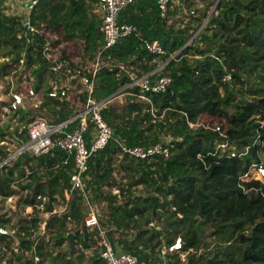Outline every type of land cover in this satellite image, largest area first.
<instances>
[{
	"label": "trees",
	"instance_id": "1",
	"mask_svg": "<svg viewBox=\"0 0 264 264\" xmlns=\"http://www.w3.org/2000/svg\"><path fill=\"white\" fill-rule=\"evenodd\" d=\"M204 1L201 14L192 15L183 27L170 22L182 0H169L166 16H162L156 0H135L120 11L119 23L137 25L142 35L134 32L123 36L100 54L93 96L98 100L110 98L102 114L114 133L90 160L85 180L90 204L82 191L75 190L64 212L47 219L37 209L30 217L15 210L16 238L23 249L30 250V264H108L98 249L88 262L80 251L99 241L96 236L100 229L90 228L85 222L95 196L103 202V213L97 215L100 226L115 248L132 252L149 264L159 261L164 248L179 233L187 258L182 260V251L167 252L169 260L165 264H264V196L255 198L242 188L264 191V183L241 178L253 162H263L264 142L256 139L262 133L264 140L260 127L264 121V0ZM5 3L0 0V57L9 60L0 62V80L13 74L16 87L23 86V81L32 82L41 96L37 107L45 110L52 122L66 120L84 108L87 93L79 92L82 84L74 77L71 85L75 81L78 85L71 97L49 95L57 73L51 68L45 46L52 35L82 42V62L71 60L66 48L61 58L68 60L71 74L81 69V74L91 75L89 64L97 60L105 42L100 31L101 11H94L99 0H39L30 15L34 30L27 26L26 15L9 14ZM206 17L207 22L202 24ZM152 40H158L166 53L150 52L146 42ZM159 60L166 61L163 71L155 70ZM152 71L151 79L172 75L171 85L159 92L142 90L136 84L128 87L133 73L140 76ZM26 72L34 79L25 77ZM235 83L241 84L248 99L239 100V93L232 89ZM121 94L125 95L123 101L117 100ZM31 113L26 106L12 110V115L18 114L25 123L18 133L21 141L27 139V125L34 119ZM205 113L226 118L232 142L240 148L249 147L247 158L221 159L212 153L219 133L191 125ZM78 125L76 120L68 128ZM8 128L9 123L0 126V138ZM15 130L17 133L19 127ZM169 137L173 140L168 158L160 154L135 158L122 155L120 149V143L149 146L166 143ZM8 154L6 145L0 144V162ZM66 157L67 152L56 146L42 155L24 153L4 166L0 173L4 184L0 188L4 194L0 196V209L7 205V196L19 192L12 183L26 177L22 188L33 189L24 196V205L39 202L37 194L48 197L45 211L57 208L60 199L67 202L65 191L71 187L74 160L63 164ZM116 170L126 171L125 182L117 179ZM139 185L143 187L137 189ZM44 220L46 230L54 231V243L40 234ZM11 222L12 217L3 211L0 226ZM69 222L75 223L74 229L68 227ZM171 231L177 235L167 241L166 234ZM211 235H215L213 241L203 242V236ZM13 242L14 238L0 234L2 247ZM66 242L70 256L60 250ZM213 242V255L206 256L204 251L196 257L193 253L202 246L209 248Z\"/></svg>",
	"mask_w": 264,
	"mask_h": 264
},
{
	"label": "built area",
	"instance_id": "2",
	"mask_svg": "<svg viewBox=\"0 0 264 264\" xmlns=\"http://www.w3.org/2000/svg\"><path fill=\"white\" fill-rule=\"evenodd\" d=\"M17 1L22 3L23 8H19L23 9V11L26 13L27 26L31 30H34V27H32L30 23V15L32 10L38 4L39 0ZM134 1L135 0H99L98 9L102 14L100 31L104 35L105 42L103 47L100 49L97 60L93 63L92 68L90 69L91 75L81 74V69H78L77 73L71 74L72 69L69 66L68 60L66 61L61 58V46L63 45V41L59 42L58 36L52 35L51 40L47 41L46 43L45 54L50 59L51 68L57 73V77L52 79V87L49 90V95L57 98L71 97V89L76 88V86L71 85V80L74 77H77V80L82 84L79 92L83 90V92L87 93L85 106L82 110L78 111L66 120L58 123L52 122L44 117H36L27 125L28 131L26 140L21 141L20 135H17V141H19V145L14 151L11 152L8 148V145L5 144L9 150V154L0 164V171L4 166L10 164L14 159L24 153H30L31 155H42L51 152L56 146L67 152V157L63 161V164H67L70 159L73 158L74 168L71 174V187L69 190L65 191L67 202L64 203L60 211H58L56 208L53 211H45L48 197L41 194L36 195L39 202H37L35 205H24L25 207L29 206L41 211V214L46 219L52 214L64 212L68 206V201L75 190L82 191L87 203L90 204L85 188V180L88 178L87 171L89 169L90 160L98 150L103 149L108 144L114 133L112 127L107 123L102 114V110L105 106H107L110 98L107 97L105 99L98 100L93 96L95 88V76L100 65V54L104 49L113 46L119 41L121 37L127 36L131 33L135 32L138 35H142V31L137 25L133 23L120 24L118 20L120 11ZM156 1L159 4L162 16H166L169 9V0ZM56 40L57 43L55 42ZM146 46L152 53H166V50L158 40L147 41ZM70 59L74 61L72 57H70ZM23 61L24 59H21L22 63ZM155 70H157V68ZM152 74H154V71L140 76L135 73L132 74V82L128 84V87L136 84L141 86L142 90H152L159 92L166 90L173 81V77L170 74H161L155 79H151ZM30 78L31 80L34 79L32 76H30ZM226 78H229V76H226ZM11 82H13V87H11V89L8 88L10 90V99L2 103L7 112H12V110H16L19 107H25L28 100L38 97L39 93L33 87L32 82L27 84L26 81H23V86L16 87L13 74L10 75V83ZM143 97L146 96L143 95ZM76 120H79V125L73 129L68 128V126L74 124ZM200 120L201 119L199 118L196 123H191V125H202L219 133L220 137L216 141L215 149L212 152L214 155L221 157V159L225 158L226 156L239 157L241 159L247 158L250 152L249 147H237V145L229 138L226 131V125L221 123L206 124L205 122L202 123ZM260 127L264 129V121H261ZM22 130H20V133ZM88 133L89 137L87 136ZM172 140L173 138L169 137L166 143L159 141L149 146H128L125 143H120V149L122 155L128 154L135 158H147L157 154L164 155L166 158H168L171 155L170 145L172 144ZM256 141L258 143L264 142L262 133L258 134ZM2 144H4V142ZM253 174H255L254 177L252 176ZM241 178L243 180H264V161L260 163L253 162L249 170L244 175H242ZM17 182L18 180H15L12 183L14 190H17ZM242 188L247 193H251V190L254 189L259 195L264 196V191L262 188H246L244 185H242ZM27 193L28 190L25 191V195ZM0 196H4V194L1 192ZM15 197L16 194L7 196V202H13ZM85 222L90 228L98 227L100 229V232L96 237L99 240L98 243L101 248V256L108 264H149L146 260L138 258V256L132 252L115 248L111 240L107 237L105 230L101 228L98 216L92 205L90 213L85 218ZM40 226L41 231L45 232L46 220H44ZM17 233L18 227L14 224L0 226V234L14 238V241L17 239ZM37 241L38 239L33 243V247H36ZM182 249L183 239L181 236H176L173 242H171L168 247H165L164 252H181ZM37 260H39L38 256L35 257V261Z\"/></svg>",
	"mask_w": 264,
	"mask_h": 264
},
{
	"label": "rangeland",
	"instance_id": "3",
	"mask_svg": "<svg viewBox=\"0 0 264 264\" xmlns=\"http://www.w3.org/2000/svg\"><path fill=\"white\" fill-rule=\"evenodd\" d=\"M190 2L192 3L190 5ZM7 6V12L9 14H21L26 15V13L23 11V9H20L19 7H21L22 3H18L17 0H6L5 3ZM205 1L204 0H182V2H180V6H177V9L175 11V14L172 15L170 22L174 25V26H178V27H183L186 25V23L192 18V15L198 16L199 14H201L200 12L202 11L203 7H204ZM180 7V8H179ZM216 4L212 6V8L209 11V14H211L214 10H215ZM18 8V9H17ZM178 9L180 11H178ZM208 17H206L203 21L202 24H204L205 22H207ZM202 26V25H201ZM201 28V27H200ZM199 28V29H200ZM58 36V41L62 42L63 41V45L61 46V49L66 48L67 52L69 53L70 57H72L74 59V61L76 62H82L84 59L82 58L83 56V43L77 40H64L63 38H61V36ZM194 36V35H193ZM192 36V38H193ZM189 40V42H191V39ZM57 43V40L55 41ZM173 57V56H172ZM9 60V57H4L1 56L0 57V62L2 61H6ZM166 64V61H161L159 60V64L157 66V70L159 71H163L164 66ZM14 66V64H13ZM13 66H8L9 69H11ZM92 66V64H89V67ZM134 74V73H133ZM26 76L30 77L29 74L26 72L25 73ZM33 77V76H32ZM76 84H74V86L78 85V81ZM9 85V89H11V87H13V82L10 83V76H5L4 79L2 78L0 80V126L5 125L7 123H9V128L7 129V131L5 132L4 137L0 138V144L1 145H8L9 150L12 152L16 149V147L19 145L17 141V135L18 133H20V130H22L23 128H25V123L20 119V116L18 118V114L16 115H12V112H7V110H5L4 106L2 105L3 102L8 101L10 99V90L7 88ZM232 89H234L235 91H237L239 93V100L242 99H248L249 98V94L241 87V84H233L232 85ZM74 90L75 89H71V96L74 94ZM125 95L121 94L119 95V97L117 98V100H124ZM41 102V96L40 93L38 95V97L28 100L26 103V107H30L32 110V113L29 116H34V118L36 117H44L49 119L48 114L46 113L45 110L40 109L39 106ZM38 104V105H36ZM28 109V108H27ZM233 108H230V112H232ZM200 121L202 123H209V124H224L226 125V118L225 117H218V116H213V115H208V114H202L200 116ZM19 127V131L16 133L15 128ZM4 142V144L2 143ZM7 148V147H6ZM123 156H118L117 160L114 162V166L117 167V164H119L122 160ZM5 159V158H4ZM3 159V161H4ZM1 161L0 164L3 162ZM263 161H264V154H263ZM1 171H4V169L2 168ZM0 171V173H1ZM28 174V171L27 173ZM115 176L117 177V179H119L122 182H125L127 180V174L126 171H118L116 170L115 172ZM253 177L255 176V174L252 175ZM1 175H0V188L3 189V182L1 181ZM264 183V180H262ZM27 182V177L21 178L18 180V182L16 183V189L19 191L16 194V197L14 198L13 202L7 203V205L3 206V210L0 209V215L2 214L3 211H5L8 215H10L12 217V222L11 224H13V222H15L17 220V215H16V211H18V213L24 217H30V214H34L35 213V209L32 207H25L23 204V198L25 196V191H27L29 189V191H31L33 189V187L28 188V189H23L22 185L25 184ZM15 185V183H14ZM143 187V185H139L137 189H141ZM114 192H118V189L116 186H114ZM94 193V192H93ZM251 194L256 198L259 194L256 190H251ZM65 201L60 199L57 205V210L60 211L63 207V203ZM90 202V201H89ZM93 202V207L96 210V213L98 215L101 214L102 215V200L101 198H98L97 196H95V198L92 200ZM105 205H107L106 201L104 202ZM1 205V204H0ZM105 207V206H104ZM16 208V209H15ZM5 209V210H4ZM166 208H164L165 210ZM162 219V218H161ZM159 220V219H157ZM162 222V221H161ZM75 223L74 222H69L68 223V227L71 229L75 228ZM41 229V226H40ZM39 234V231L36 232V234ZM40 234L45 235L46 237V241H49L50 243H54L55 242V238H54V231L50 232V230H46L45 232L41 231ZM175 235L173 231L169 232L166 234L167 241L171 240ZM181 234L179 233L178 236H180ZM215 235H211V236H203V242L204 241H213ZM165 241V242H167ZM5 247H2V244L0 245V264H30L31 261V257H30V250H25L21 247V244L19 245V241L18 239H16L10 246V244L7 246L5 244ZM98 249L101 252V248L99 246V243L97 245H94L90 248H83L80 249V251L84 252L85 254V261L84 262H88L90 260V258L94 255V250ZM165 249V248H164ZM24 250V251H22ZM61 251L65 252L67 255L70 256L71 253H69V249L67 248V242L63 244V246L60 248ZM215 250V242H213V244L209 247L206 248L205 246H202L199 250H193V253L196 254L197 256H200V254L202 252L205 251V255L206 256H210L213 255V251ZM57 251V250H56ZM181 257L182 260L184 261L187 258V253H185V251L181 252ZM159 261L156 264H165L167 262V260H169V257L166 255V253L163 252L161 253V255L159 256Z\"/></svg>",
	"mask_w": 264,
	"mask_h": 264
},
{
	"label": "crops",
	"instance_id": "4",
	"mask_svg": "<svg viewBox=\"0 0 264 264\" xmlns=\"http://www.w3.org/2000/svg\"><path fill=\"white\" fill-rule=\"evenodd\" d=\"M18 3H19V1H17ZM95 6V7H94ZM94 6H92V8L94 7V11L95 12H97V9H98V6H97V4L96 5H94ZM21 7H22V5H21ZM23 8V7H22ZM18 9V8H17Z\"/></svg>",
	"mask_w": 264,
	"mask_h": 264
},
{
	"label": "water",
	"instance_id": "5",
	"mask_svg": "<svg viewBox=\"0 0 264 264\" xmlns=\"http://www.w3.org/2000/svg\"><path fill=\"white\" fill-rule=\"evenodd\" d=\"M73 236H74V234L71 233V234H70V237H71V240H70V241H71V243H72V240H73Z\"/></svg>",
	"mask_w": 264,
	"mask_h": 264
}]
</instances>
